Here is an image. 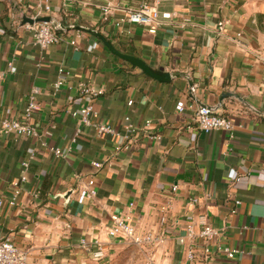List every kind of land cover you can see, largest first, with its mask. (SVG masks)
Segmentation results:
<instances>
[{"label":"crops","instance_id":"obj_1","mask_svg":"<svg viewBox=\"0 0 264 264\" xmlns=\"http://www.w3.org/2000/svg\"><path fill=\"white\" fill-rule=\"evenodd\" d=\"M148 1L171 15L154 35L117 25L138 0H50L45 17L100 32L118 51L170 73L169 82L145 76L82 32L60 30V41L41 50L23 20L35 17L40 1L0 0V120H23L31 96L39 107L27 121L35 135L0 133V236L10 235L26 264H264V0ZM59 78L64 85L54 91ZM81 84L102 90L92 121L118 135L71 116L88 100ZM201 106L232 119L233 139L196 128ZM51 147L67 157L56 159ZM22 162L27 181L10 207ZM90 178L95 196L87 199ZM113 214L162 242L138 247L109 238ZM202 222L218 231L215 246L242 254L227 259L214 247L204 257L196 239L189 261L190 243L179 239Z\"/></svg>","mask_w":264,"mask_h":264},{"label":"built area","instance_id":"obj_2","mask_svg":"<svg viewBox=\"0 0 264 264\" xmlns=\"http://www.w3.org/2000/svg\"><path fill=\"white\" fill-rule=\"evenodd\" d=\"M37 4V12L35 17L32 19L45 17L50 11V0H39ZM87 1V0H84ZM139 3L135 9L130 11L125 20H121L117 25L126 22L133 25H138L147 31V33L154 35L157 33L162 19H170V14H160L154 5H151L148 0H138ZM107 6L102 9L103 14H108ZM24 27L26 30L31 32L33 44L41 50L47 49L49 46L56 44L60 41L59 35L56 31L57 27L47 22H36L32 24L25 23ZM64 71L60 70L59 74L62 76ZM3 72L0 71V79L3 78ZM64 85V80L59 78L53 85L54 91H59ZM80 93L83 97H86L87 103L78 111L70 112L71 116L78 119L79 125L83 127L93 128L99 134H112L118 135L114 129L108 124H94L92 117L94 114L92 102L98 96L102 94V90L93 89L85 85H79ZM196 89L191 88L190 93H195ZM38 105L33 96L30 97L28 104L23 111V120H12V119H1L0 120V133L7 134L12 133L16 136L31 137L35 135V129L28 124V120L31 118L33 111L38 110ZM176 111L183 112L184 104L182 102L176 105ZM195 123L196 128L204 133L208 134L213 130H221L227 133L229 139H233V130L236 128L234 122L231 118L217 114L213 109L201 106L195 111ZM151 126L150 121L144 123L145 129H149ZM240 127V126H238ZM127 131L135 132L136 128L128 125ZM78 132V131H77ZM147 138L151 140H158L159 136L157 134H147ZM75 139H73V142ZM49 151L53 154L56 159L66 158L67 152H62L58 148L51 147ZM92 166L95 169H99L102 165L98 162H93ZM27 170L28 163H21V174L17 181L11 183L12 193L7 201L10 207H14L17 204L18 197L21 193V185L27 181ZM241 178H236L235 182L239 183ZM173 191L176 187H173ZM38 191L33 193V196L38 195ZM85 196L87 199H91L95 196L94 190V180L90 178L87 182V188L85 191ZM197 204V199H190L188 202L189 206H194ZM235 204H239L236 202ZM4 205V200L0 198V207ZM235 213V210L232 211ZM111 225L107 231V235L111 239L127 241L138 247H151L155 244L162 242L161 238L153 236L152 233H140L137 231L136 227L128 218L122 217L121 215L113 214L110 216ZM218 236V231L213 228L210 224L206 222L201 223V228L198 232H195L191 225H188L185 229V234L179 239L181 244H189V249L187 253V258L189 261H193L196 256L195 242L198 239V243L201 246V252L204 257L211 255L214 247L217 252L223 254L227 259H234L237 254H242V251L238 249H231L229 247L215 246V241ZM192 242V244H191ZM97 244V243H94ZM81 246L84 248H89V244L84 240L81 241ZM0 264H26V255L16 247L10 235L0 236ZM146 264H153L152 261Z\"/></svg>","mask_w":264,"mask_h":264},{"label":"water","instance_id":"obj_3","mask_svg":"<svg viewBox=\"0 0 264 264\" xmlns=\"http://www.w3.org/2000/svg\"><path fill=\"white\" fill-rule=\"evenodd\" d=\"M23 20H24V23H28V24H32L36 22H47V23H51L52 25L57 27L58 30H61V31H67V32L68 31H78V32L88 34L90 36L95 37L97 40H99L103 44V46L109 51L111 55L115 56L116 58L120 59L123 62L128 63L132 67L138 69L145 76L151 79L157 80L159 82H169L172 78L170 73L154 69L153 67L145 63V61H143L142 59L135 57L133 55H128V54L118 51L109 39L103 36L100 32L94 29H91L89 27L75 26V25L64 26L63 24L54 22L50 17H40L36 19L24 18ZM65 198L66 199L69 198V193L65 195Z\"/></svg>","mask_w":264,"mask_h":264},{"label":"trees","instance_id":"obj_4","mask_svg":"<svg viewBox=\"0 0 264 264\" xmlns=\"http://www.w3.org/2000/svg\"><path fill=\"white\" fill-rule=\"evenodd\" d=\"M56 33H57V35H59L61 33V31L60 30H57Z\"/></svg>","mask_w":264,"mask_h":264}]
</instances>
